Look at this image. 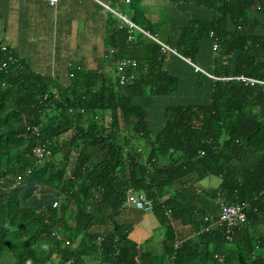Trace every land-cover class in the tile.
<instances>
[{"label": "trees", "instance_id": "16d2710c", "mask_svg": "<svg viewBox=\"0 0 264 264\" xmlns=\"http://www.w3.org/2000/svg\"><path fill=\"white\" fill-rule=\"evenodd\" d=\"M195 2L214 15L194 17L164 40L178 53L140 31L130 40L116 24L106 67L75 66L67 82L33 71L15 51L16 62L0 64V259L264 264V235L250 227L264 222V84L236 78L264 79V0ZM137 10L133 20L157 34L160 25L144 23ZM123 58L138 61L126 83L117 65ZM180 63L194 77L189 87ZM39 144L51 155L38 163ZM210 174L220 184L201 186ZM129 190L154 200L152 212L167 227L161 254H141L133 226L119 221ZM237 202L246 221L218 223L221 204ZM175 222L191 226L195 238L176 247Z\"/></svg>", "mask_w": 264, "mask_h": 264}, {"label": "crops", "instance_id": "0c3cea01", "mask_svg": "<svg viewBox=\"0 0 264 264\" xmlns=\"http://www.w3.org/2000/svg\"><path fill=\"white\" fill-rule=\"evenodd\" d=\"M107 2L131 20L134 13H138L137 9L141 10L144 23L150 21L160 25L155 36L163 42L190 19L214 15L195 0H58L55 4L50 0H0V45H10L33 71L64 82L69 80L75 66L106 67L114 52L110 33L116 24L121 26L119 16L103 4ZM260 15L264 21V14ZM230 60L228 56L225 61ZM127 205L120 211L119 221L133 226L130 237L141 248V254L144 243H147L146 250L153 252L148 244L153 242L152 228L161 224L160 220L153 212L154 217L135 206L132 209L145 213L138 219L133 215L130 220V213L125 211ZM175 226L178 236L182 237L178 241L195 238L196 232L191 226L178 222ZM250 227L254 234L264 235V222ZM162 252L163 246L160 253L153 254Z\"/></svg>", "mask_w": 264, "mask_h": 264}, {"label": "built area", "instance_id": "2783aa9c", "mask_svg": "<svg viewBox=\"0 0 264 264\" xmlns=\"http://www.w3.org/2000/svg\"><path fill=\"white\" fill-rule=\"evenodd\" d=\"M52 4H55L58 0H50ZM108 9L111 11L115 12L119 18H120V24L121 26H125L129 30V39L133 40L135 38V31L138 30L142 33H144L145 36L150 37L154 39V41H157L162 45V49L164 51L171 50L174 53H178L177 50L173 47H171L169 44L160 41V39L151 34L149 30L144 29L141 27L139 24L131 20L128 16L123 14L122 12L118 11L117 8H113L110 5V2L103 3ZM215 48L218 47V43L214 44ZM0 51L6 55L5 59H0V64L5 67L8 62H16L17 61V56L14 52V49L8 45V44H3L0 45ZM187 61L193 64L196 70H202L206 72L209 76L214 77L212 74L207 72L204 68L198 66L196 63H194L190 58H186ZM118 72L120 75V82L121 83H126L128 82L132 77L135 76L134 73L128 74L127 72H134V70L138 66V61L135 58H123L120 59L118 62ZM230 78V77H228ZM236 78L242 79L246 81L247 83H261L264 84V79L261 78H254V77H249L246 75H239L236 76ZM110 120V118H108ZM36 162H41L45 159H49L51 155V149L48 147L46 144H39L34 147L33 149ZM127 204H132L135 207L146 211V212H152L154 210V200L152 198H149L144 192H136L134 190H129L128 195H127ZM53 206H59V199L56 198L53 201ZM246 206L241 205L238 202L237 203H222L221 204V211H220V216L218 219V223L224 224L227 228L237 226L247 219V212H246ZM209 227H204L203 230H207ZM200 233V231L198 232ZM105 236L103 234L99 235L96 239V243L99 247L102 246L103 241H104ZM68 243L70 241H67ZM181 244V241H177L175 246L179 247ZM255 253V252H254Z\"/></svg>", "mask_w": 264, "mask_h": 264}, {"label": "rangeland", "instance_id": "374dc122", "mask_svg": "<svg viewBox=\"0 0 264 264\" xmlns=\"http://www.w3.org/2000/svg\"><path fill=\"white\" fill-rule=\"evenodd\" d=\"M132 4H130L129 6H131ZM125 8V5H124ZM197 61V60H196ZM177 73H180V76L183 79V82L187 83L186 86H188V84L190 83L191 80H193V75H186L188 74V70L189 68L185 65V63H180L177 66ZM191 84V83H190ZM176 99V98H174ZM196 99H198L196 97ZM125 134H122V136H124ZM76 154L77 152L75 151L73 156H72V161H75L76 158ZM221 182V178L219 176L216 175H208L206 176L204 179L201 180L200 185L201 186H205V187H209V185H211L212 187H216L218 186V184H220ZM37 197H41V193L39 192V190L36 192ZM134 205L132 204H128L125 207V211L130 213V220L132 219V216H135V219H138L139 217H141V215L145 212L141 211V210H134L132 209ZM150 216L154 217V214L152 212H149ZM108 229L107 226H102V227H97V230H106ZM153 231V242L149 243L148 245L150 246V250L153 249L154 253H160L162 250V240L164 239V237L166 236V231H167V227L161 224H158L156 226H154V228H152ZM187 232V231H186ZM190 232V231H189ZM143 245V249H147V243L142 244ZM152 252V253H153ZM13 261V257L12 256H6L0 259V264H12Z\"/></svg>", "mask_w": 264, "mask_h": 264}]
</instances>
